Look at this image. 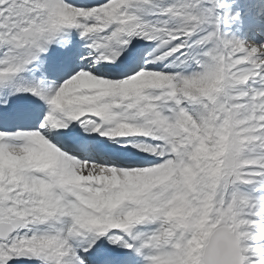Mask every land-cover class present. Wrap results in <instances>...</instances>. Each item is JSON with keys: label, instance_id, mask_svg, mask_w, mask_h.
<instances>
[{"label": "snow or ice", "instance_id": "6c2138e0", "mask_svg": "<svg viewBox=\"0 0 264 264\" xmlns=\"http://www.w3.org/2000/svg\"><path fill=\"white\" fill-rule=\"evenodd\" d=\"M221 7L0 0V264H264V44Z\"/></svg>", "mask_w": 264, "mask_h": 264}, {"label": "rangeland", "instance_id": "374dc122", "mask_svg": "<svg viewBox=\"0 0 264 264\" xmlns=\"http://www.w3.org/2000/svg\"><path fill=\"white\" fill-rule=\"evenodd\" d=\"M216 10L221 33L228 38L264 44V0H221Z\"/></svg>", "mask_w": 264, "mask_h": 264}, {"label": "clouds", "instance_id": "9594fccd", "mask_svg": "<svg viewBox=\"0 0 264 264\" xmlns=\"http://www.w3.org/2000/svg\"><path fill=\"white\" fill-rule=\"evenodd\" d=\"M250 44L254 46V42H251ZM184 222L192 228H197L199 226V221L194 217H187Z\"/></svg>", "mask_w": 264, "mask_h": 264}, {"label": "bare ground", "instance_id": "6f19581e", "mask_svg": "<svg viewBox=\"0 0 264 264\" xmlns=\"http://www.w3.org/2000/svg\"><path fill=\"white\" fill-rule=\"evenodd\" d=\"M140 264H143V261H140Z\"/></svg>", "mask_w": 264, "mask_h": 264}]
</instances>
